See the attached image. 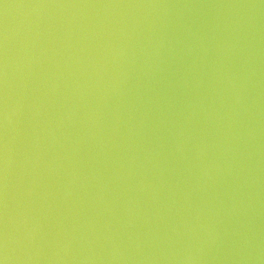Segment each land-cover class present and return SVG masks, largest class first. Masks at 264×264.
<instances>
[{
	"label": "water",
	"instance_id": "water-1",
	"mask_svg": "<svg viewBox=\"0 0 264 264\" xmlns=\"http://www.w3.org/2000/svg\"><path fill=\"white\" fill-rule=\"evenodd\" d=\"M264 264V0H0V255Z\"/></svg>",
	"mask_w": 264,
	"mask_h": 264
},
{
	"label": "clouds",
	"instance_id": "clouds-1",
	"mask_svg": "<svg viewBox=\"0 0 264 264\" xmlns=\"http://www.w3.org/2000/svg\"><path fill=\"white\" fill-rule=\"evenodd\" d=\"M0 264H9V256L7 254V237L5 235L3 244V255H0Z\"/></svg>",
	"mask_w": 264,
	"mask_h": 264
}]
</instances>
